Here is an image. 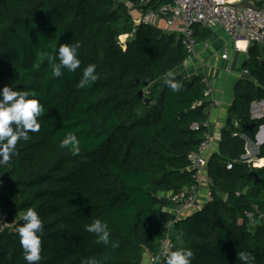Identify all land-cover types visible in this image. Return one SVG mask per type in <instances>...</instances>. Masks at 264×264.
I'll list each match as a JSON object with an SVG mask.
<instances>
[{
	"label": "trees",
	"instance_id": "trees-1",
	"mask_svg": "<svg viewBox=\"0 0 264 264\" xmlns=\"http://www.w3.org/2000/svg\"><path fill=\"white\" fill-rule=\"evenodd\" d=\"M164 3L0 0V212L14 223H0V264H158L169 231L164 264H264V166L242 161L241 137L264 126L251 109L264 101V46H249L208 160L210 197L177 221L169 196L193 184L211 104L203 77H186L179 34L135 25L131 4Z\"/></svg>",
	"mask_w": 264,
	"mask_h": 264
},
{
	"label": "built area",
	"instance_id": "built-area-1",
	"mask_svg": "<svg viewBox=\"0 0 264 264\" xmlns=\"http://www.w3.org/2000/svg\"><path fill=\"white\" fill-rule=\"evenodd\" d=\"M118 1V0H115ZM166 3L161 5L156 10H149L147 12L139 11L138 16L134 18L135 25H146L153 27H160L163 23L167 28H175L178 25L181 26L180 40L185 48L188 59L184 64L185 70H189L190 67L198 63L202 69L200 76L203 77L202 82L205 84L206 89L204 91V97L210 102L211 106L209 113L211 115L213 92L209 77L205 74L204 63L199 59L197 55V39L195 27H220L224 32L230 36L236 43V49L239 51V41L245 40L249 45L257 43L264 46V6L259 8L254 5L252 0L248 1L252 6L250 8L235 9L228 6L234 4L226 2L225 0H163ZM131 8L134 6L130 5ZM137 9V8H136ZM127 37V40L131 37L129 35L122 36ZM228 55H223V59H227ZM252 116L253 119L264 118V101L260 103L252 104ZM209 128L210 121L205 124ZM192 129L198 131L200 126L195 124ZM262 129H260V134ZM260 136V135H259ZM246 140V154L242 157V161L251 165L253 168H260L257 166V158L259 153L260 143L258 140L252 142L246 135L241 136ZM264 142V141H263ZM262 142V143H263ZM214 136L210 130L206 131L203 136V140L196 151H193L188 156L189 170L193 173V184L181 190L178 193L170 194L169 198L174 206V213L176 220L183 219L189 214H193L200 210L204 204L203 188L211 185L207 175L208 160L211 155L217 153L214 148ZM264 166V165H263ZM232 165H229V169ZM208 199L210 194L207 196ZM208 201V200H207ZM246 218L250 221L254 220V214L247 212ZM259 221L264 225V213L259 217ZM0 223L2 229L10 228L13 230L14 223L8 220V217L0 212ZM170 231L166 234L162 241V257L158 264H164L165 260L172 254L174 250V243L172 241Z\"/></svg>",
	"mask_w": 264,
	"mask_h": 264
},
{
	"label": "crops",
	"instance_id": "crops-1",
	"mask_svg": "<svg viewBox=\"0 0 264 264\" xmlns=\"http://www.w3.org/2000/svg\"><path fill=\"white\" fill-rule=\"evenodd\" d=\"M253 1V0H252ZM167 32H175L180 36L181 26L178 25L174 29H166ZM206 32H210V36L205 41H198L197 55L204 63L205 74L209 77V81L213 83V102L210 115L209 130L214 136V148L218 152L221 141V132L226 126L230 115V109L234 102L235 85L242 79L248 77V72L244 68V63L248 59L249 44L245 40L239 41L240 50L236 49L235 40L228 36L220 27H201ZM178 29V30H176ZM240 43H244L242 48ZM228 55L227 59H223V55ZM186 71V77L199 76L202 69L198 63H195ZM216 154V153H215ZM264 163V159L261 160ZM262 163V165H263ZM262 167V166H261ZM202 201L205 203L210 194L211 185L203 188ZM144 264H156L155 260L148 254L145 255Z\"/></svg>",
	"mask_w": 264,
	"mask_h": 264
},
{
	"label": "water",
	"instance_id": "water-1",
	"mask_svg": "<svg viewBox=\"0 0 264 264\" xmlns=\"http://www.w3.org/2000/svg\"><path fill=\"white\" fill-rule=\"evenodd\" d=\"M225 1L227 2L228 0H225ZM228 6H230L231 8H235V9H242V8H250V7H252L249 4L248 1H242L240 3L229 4ZM139 97L143 99V102H144L145 105H149L151 103L150 98L145 95V91H143V90L140 91L139 92ZM185 114H186V112H182L180 114V118H182L183 116H185ZM262 127L263 126H261L259 128V130L262 129ZM253 128H254V125H251V126L247 127L246 129L249 130V131H251V132H253L254 131ZM259 135H260V131H258L257 133H254V136H255V139L256 140H258ZM263 144H264V142L263 143H260V146L263 145ZM257 182H258V179H257ZM174 225H175V223L172 225V228L174 227Z\"/></svg>",
	"mask_w": 264,
	"mask_h": 264
},
{
	"label": "bare ground",
	"instance_id": "bare-ground-1",
	"mask_svg": "<svg viewBox=\"0 0 264 264\" xmlns=\"http://www.w3.org/2000/svg\"><path fill=\"white\" fill-rule=\"evenodd\" d=\"M239 1H241V0H228V2H230V3H235V2H239ZM240 46L242 48H244L245 47V44L244 43H240ZM258 141H259V143H262L264 141V129L262 130V132H261V134H260V136L258 138ZM262 163L263 162L258 161L257 165H260V167L261 166L263 167L264 163H263V165H262Z\"/></svg>",
	"mask_w": 264,
	"mask_h": 264
},
{
	"label": "rangeland",
	"instance_id": "rangeland-1",
	"mask_svg": "<svg viewBox=\"0 0 264 264\" xmlns=\"http://www.w3.org/2000/svg\"><path fill=\"white\" fill-rule=\"evenodd\" d=\"M131 13L134 15V17L133 18H135V17H137L138 16V13H139V11L136 9V7L134 6V8H131ZM163 27H165V25L163 26ZM176 28V27H175ZM175 28H166V29H174L175 30ZM176 30H178V29H176ZM127 40V37H123L122 39H121V41L122 42H125ZM211 84L213 85V83H212V81H211ZM258 167H260V165H257Z\"/></svg>",
	"mask_w": 264,
	"mask_h": 264
}]
</instances>
